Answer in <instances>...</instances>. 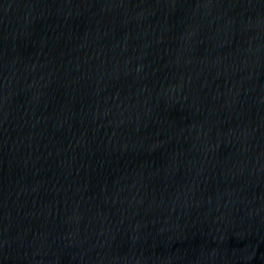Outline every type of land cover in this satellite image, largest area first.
I'll list each match as a JSON object with an SVG mask.
<instances>
[{"label":"water","instance_id":"1","mask_svg":"<svg viewBox=\"0 0 264 264\" xmlns=\"http://www.w3.org/2000/svg\"><path fill=\"white\" fill-rule=\"evenodd\" d=\"M0 264H264V0H0Z\"/></svg>","mask_w":264,"mask_h":264}]
</instances>
